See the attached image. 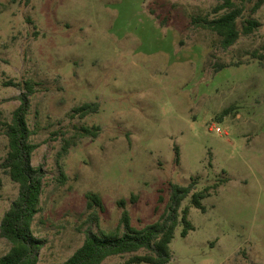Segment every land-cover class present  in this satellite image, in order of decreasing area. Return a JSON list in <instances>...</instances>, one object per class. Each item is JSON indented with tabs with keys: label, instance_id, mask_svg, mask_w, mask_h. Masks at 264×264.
Segmentation results:
<instances>
[{
	"label": "rangeland",
	"instance_id": "374dc122",
	"mask_svg": "<svg viewBox=\"0 0 264 264\" xmlns=\"http://www.w3.org/2000/svg\"><path fill=\"white\" fill-rule=\"evenodd\" d=\"M259 1L238 4L242 19L261 27L225 49L199 22L226 12H216L217 0H0V225L19 193L1 166L21 93L6 84L29 81L36 93L28 122L39 145L32 164L46 171L33 223L46 240L39 264H63L88 227L115 232L123 207L138 228L159 221L170 183L192 182L194 191L219 186L205 211L184 200L195 229L183 237L178 226L169 264H264V0L252 13ZM86 103L99 109L81 118L74 109ZM82 126H99V135L82 137ZM10 247L0 236V257Z\"/></svg>",
	"mask_w": 264,
	"mask_h": 264
},
{
	"label": "trees",
	"instance_id": "16d2710c",
	"mask_svg": "<svg viewBox=\"0 0 264 264\" xmlns=\"http://www.w3.org/2000/svg\"><path fill=\"white\" fill-rule=\"evenodd\" d=\"M220 4L216 12L226 10L215 18H199L202 27L216 33L221 38V45L228 49L241 37L251 35L261 27V22L249 17L242 19L243 7L238 2L246 3L251 0H217ZM262 5L260 0L252 10L256 13ZM240 19L241 23H240ZM197 21V19H195ZM218 66L217 69H222ZM14 86L21 91L18 96L20 105L14 110L12 120L6 126V135L9 141V150L2 163L11 179L18 184L19 193L9 210L5 213L1 225L0 236L11 245L10 250L0 257V264H39L41 252L46 240L35 235L33 223L40 213L41 196L44 190L46 171L43 166L35 167L32 164L34 152L39 147L31 141L33 134L28 115L31 109V97L36 93L35 84L29 81H12L6 84ZM99 109L97 103H86L74 109V113L81 118ZM228 110L225 111V113ZM99 126L79 128L82 137H97ZM72 142L67 140L63 152L68 153ZM176 151V163H180L179 148ZM1 185V180H0ZM195 182L188 186L170 183V203L168 210L162 218L153 223L138 228L133 225L130 212L123 207L120 224L115 232H96L88 227L85 239L72 256L63 264H102L107 258L117 255L133 254L142 250V255H134L123 264H169L173 258L171 243L175 238L178 226L184 224L182 236L186 237L195 227L189 220L190 208L182 209L184 200L190 198L193 207L205 211L203 200L211 196V190L219 186H207L200 191L195 190ZM102 210V200L95 194L88 196ZM122 228L124 231L121 232Z\"/></svg>",
	"mask_w": 264,
	"mask_h": 264
}]
</instances>
